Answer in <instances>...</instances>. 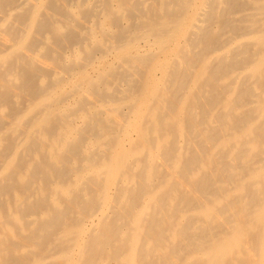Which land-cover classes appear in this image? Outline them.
<instances>
[{"label": "bare ground", "instance_id": "6f19581e", "mask_svg": "<svg viewBox=\"0 0 264 264\" xmlns=\"http://www.w3.org/2000/svg\"><path fill=\"white\" fill-rule=\"evenodd\" d=\"M0 264H264V0H0Z\"/></svg>", "mask_w": 264, "mask_h": 264}]
</instances>
